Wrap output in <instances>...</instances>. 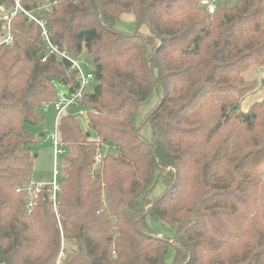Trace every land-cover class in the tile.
<instances>
[{"label":"trees","instance_id":"obj_1","mask_svg":"<svg viewBox=\"0 0 264 264\" xmlns=\"http://www.w3.org/2000/svg\"><path fill=\"white\" fill-rule=\"evenodd\" d=\"M0 7L11 36L0 43V264H264V98L239 109L256 87L243 73L264 66V0L213 13L200 0ZM124 12L150 35L117 30ZM42 28L73 59L85 54L93 75L81 100L90 131L77 114L59 121L56 211L47 187L31 206L19 191L32 182L42 105L79 86L70 63L47 54ZM152 91L146 140L135 117Z\"/></svg>","mask_w":264,"mask_h":264},{"label":"rangeland","instance_id":"obj_2","mask_svg":"<svg viewBox=\"0 0 264 264\" xmlns=\"http://www.w3.org/2000/svg\"><path fill=\"white\" fill-rule=\"evenodd\" d=\"M3 14L4 13L0 11V18H2ZM115 28L122 32L133 33L136 30H138L139 33L143 35H150V30L148 26L141 25L138 27L136 25L135 18L132 12L122 13L119 20H117L115 24ZM4 31L5 32H2L3 35L0 36V38L2 39L6 37L7 30ZM76 61L80 65L84 74L90 72L91 65L85 54L79 56L76 59ZM91 86L92 83L87 87L86 92L91 88ZM156 102H157V94L155 91H152L151 94L141 103L135 117V122L140 127V133L146 140H150L151 132H150V126L148 125V123L144 122V120L148 115V113L152 110ZM240 108H242V105L239 107V109ZM43 116H44V120L42 124H40L37 127H31L35 130L36 134L38 132L37 135H39L40 133L44 134V136L40 137L39 143L33 146L32 148L35 156L34 170L31 176L32 181H38L41 179L47 181L53 180L54 149H53L52 141L49 137V133L53 131L57 119H56V111L54 110L52 105H49L47 109L43 111ZM77 118L80 122L82 129L84 131H90L89 126L87 124V118L84 115H80V116L78 115ZM91 136L93 137V139H95V135L92 131H91ZM62 156L63 155H58V157H56L55 167H58V169L61 163ZM163 189H164V184L161 181L158 182L157 185L150 192L149 197L153 198L160 195ZM146 220L148 225L152 228V230L156 234L164 237H172L174 235V229L170 225L160 220H156L151 216H147ZM172 258H173V249L172 247H169L166 256L167 262H171Z\"/></svg>","mask_w":264,"mask_h":264},{"label":"built area","instance_id":"obj_3","mask_svg":"<svg viewBox=\"0 0 264 264\" xmlns=\"http://www.w3.org/2000/svg\"><path fill=\"white\" fill-rule=\"evenodd\" d=\"M208 12L213 13L214 7L213 6H207ZM2 18L5 21H9V16L3 14ZM39 24L42 26V24L39 22ZM3 30H8L9 25L8 23L3 25L1 27ZM42 35L46 39L47 42V54H54L60 58H64L70 63V68L77 71L78 73V81L79 86L74 91H65L62 90L58 93V97L56 101L50 103V104H43L41 109L42 111H45L49 105H52L54 110L56 111V119L57 122L55 123V127L51 133H49V137L52 141L53 149H54V169H53V180L47 181L44 179L38 180V181H32L22 189H19L25 197L27 198L28 205H32L33 198L40 195L44 188L47 187V191L49 194V199L52 202L53 208L56 211L57 210V193L59 190V169L58 167H55V161L56 157L58 155H64L65 150L61 144L60 138H59V121L62 115L66 114L67 111L70 108L74 109V114L77 115H84L85 111L81 105V100L86 92L87 87L93 82V75L92 73L88 72L84 74L82 71L80 65L76 61V59H73L69 55H67L64 51H60L57 47H55L50 41L47 36V33L44 28H42ZM3 43L10 44L11 43V36L9 33L6 32V37L3 38ZM46 57L42 59V61L45 60ZM99 154L95 157V160L100 159ZM64 257V253L62 249L59 251L58 259H62Z\"/></svg>","mask_w":264,"mask_h":264},{"label":"crops","instance_id":"obj_4","mask_svg":"<svg viewBox=\"0 0 264 264\" xmlns=\"http://www.w3.org/2000/svg\"><path fill=\"white\" fill-rule=\"evenodd\" d=\"M200 2L205 6H215L219 2H225L227 5H233L236 0H200ZM3 30V29H2ZM3 32H5L3 30ZM3 33H0V36H2ZM3 41L2 38H0V43ZM243 77L246 81H254L256 83V87L253 91L246 94L241 100L240 105H242V108H240L241 111H247L249 106L255 102H259L264 98V66L258 67L253 66L248 71L243 73ZM243 101V103H242ZM35 132V130H34ZM38 134V132H37ZM44 136V135H43Z\"/></svg>","mask_w":264,"mask_h":264},{"label":"water","instance_id":"obj_5","mask_svg":"<svg viewBox=\"0 0 264 264\" xmlns=\"http://www.w3.org/2000/svg\"><path fill=\"white\" fill-rule=\"evenodd\" d=\"M0 9H2V7H0ZM236 108V107H235ZM68 114H71L73 115L74 114V109L73 108H70L68 111H67ZM44 134L43 133H40L39 136H43Z\"/></svg>","mask_w":264,"mask_h":264}]
</instances>
